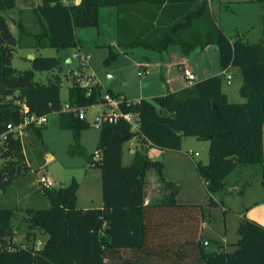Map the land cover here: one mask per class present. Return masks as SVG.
Segmentation results:
<instances>
[{"label":"trees","instance_id":"trees-1","mask_svg":"<svg viewBox=\"0 0 264 264\" xmlns=\"http://www.w3.org/2000/svg\"><path fill=\"white\" fill-rule=\"evenodd\" d=\"M41 2L32 9L34 29L18 21L20 34L16 37L2 12L16 9L18 0H0V136L7 134L0 149V157L6 160V167L0 170V191L9 185L6 176L10 178L25 161L22 139L18 133L9 132V125L17 127L26 117L58 113L60 127L71 131L76 151H80L82 133L91 128V123L65 112L64 106L90 108L101 104L106 93L119 97L110 90L105 93L99 84L83 86L75 78L68 103L63 105L60 77L48 84L35 80L36 72L58 69L59 58L35 57L33 68L21 72L12 67L18 47L35 51L78 48L76 29L97 28L102 7L119 9L117 44L121 48L144 47L164 53L178 45L189 55L216 46L222 71L235 68L240 72L239 93L246 102H229L222 90L224 76L218 75L176 93L122 105L124 113L134 116L136 129L125 119L105 122L96 148L101 160L94 162L95 154L87 157L89 165L102 172L103 208L77 207L76 180L67 187L43 190L51 207L28 209L26 219L31 230L28 238L32 231L49 236L41 249L18 245L13 225L17 210L0 209V264H264V226L243 218L236 249L228 252L225 245L204 238V206L177 203L180 188L165 181L162 161H153L146 151H137L130 165L123 164L125 145L137 137L170 151H181L185 137L207 140L209 162L196 163V170L210 205L216 204L214 195L224 189L238 166L264 165V39L250 43L229 38L216 24L209 0H80L76 5L64 0ZM142 9L152 10L156 16L161 12L159 27L150 33L132 34L127 29L132 24L130 11ZM167 11L174 13L169 23L161 19ZM111 49L105 66L118 58ZM213 103L219 109H214ZM43 128L32 123L25 129L41 135ZM150 171L169 193L146 205ZM203 242L217 249L210 251Z\"/></svg>","mask_w":264,"mask_h":264},{"label":"rangeland","instance_id":"rangeland-1","mask_svg":"<svg viewBox=\"0 0 264 264\" xmlns=\"http://www.w3.org/2000/svg\"><path fill=\"white\" fill-rule=\"evenodd\" d=\"M221 1V0H218ZM41 0H32L28 4L24 3V0H18V6L14 10L2 12V15L7 19L12 33L19 37V29L17 26L18 21H22L27 27L34 29V16L32 13L33 7L41 4ZM218 3L215 2V14L218 20H220L221 12L218 9ZM254 16V13H253ZM254 22V19H253ZM254 26V32L252 31L246 37V41L255 43V34L258 32L256 25ZM79 33H87L91 31V28H78ZM86 31V32H84ZM81 36V37H80ZM80 40L85 42L89 35L80 34ZM78 37V38H79ZM235 35H233V38ZM86 48L84 52L83 64L75 59L77 49H42L35 51L28 48H16L12 59V67L17 71L31 70L32 61L30 56L34 57H56L61 60V65L58 69L51 72H36L35 80L40 84H48L49 80L55 77L62 79L61 87V101L63 105L68 103L69 89L72 86L71 79L73 77L80 80L81 85L100 84L103 91L106 93L110 90L114 95L123 97L127 96L136 97L140 91H146V94H156L158 88L155 82H158L161 86L160 79L153 75H144V68L138 66L137 63L143 62L140 57L143 53L134 52L132 54L131 49L127 52L122 48L115 51L118 54L117 60H113L109 66H105L104 61L109 55L108 48H105L104 52L95 50V44L92 39L86 40ZM126 53V54H125ZM90 56V57H89ZM92 58V59H91ZM233 79V78H232ZM83 81V83H82ZM225 83H227L224 78ZM224 83V87L226 84ZM233 85H229L226 89L230 92L231 100H237L238 102H244L245 100L239 93V85H236L235 80H231ZM149 90H155L150 91ZM236 95L233 97L232 93ZM101 108L97 105L90 107L86 110V119L91 123V128L84 132V141L81 142L82 146L80 151H76L74 146V140L72 139V133L69 130L62 129L60 127V117L58 113L49 115L46 127L42 129L41 135L35 130L24 129L21 137L25 161L17 167L15 172L9 180V185L5 190L0 191V209H16V216L13 220V225L16 231L15 241L18 245L31 246L41 249L45 246L49 236L40 231H32L30 238L28 234L31 232L29 224L26 219L28 217V209L46 210L51 207L50 202L43 194V189L38 185V180L42 175H46L54 182V189L69 186L73 180H76L79 184V193L77 199V207L83 208H100L102 203V172L98 167L91 168L87 157L89 154H95L97 148L98 137L100 135V128L94 124V118L99 116ZM183 152L177 153L170 150L167 151L164 156L168 163L171 157L185 158L189 170L186 176L182 178L178 177L180 182V200L194 201L200 205H203L206 209L208 224V234H217L224 228V207L237 208L241 204H250L253 200H262L264 192V168L262 165L253 167L238 166L234 172H232L226 180V186L224 189L214 195V200L217 204L210 205V199L205 187L204 182L201 180L195 165L191 161L192 156L186 153V150L190 147H196L199 153L198 157H195L196 161L205 160L207 158L209 162V147L210 142L207 140H198L193 137H185ZM201 143V144H200ZM202 146L205 149H202ZM207 149V150H206ZM154 155V152L150 153V157L156 161L163 160L162 152ZM82 152H84L82 154ZM156 152V150H155ZM52 154L53 158L48 159V155ZM188 156V157H187ZM181 158V159H182ZM191 158V159H190ZM188 161V162H187ZM184 162V160H183ZM6 160L0 157V170L6 167ZM131 163L128 150H124L123 164L128 166ZM20 167V168H19ZM21 171V173H19ZM197 172V173H196ZM171 176V175H170ZM175 176V173H174ZM175 178V177H173ZM149 182V190L157 186V177L154 172H151L147 176ZM158 189V188H156ZM154 190V189H153ZM237 191L238 193H235ZM180 192L178 193V195ZM177 195V196H178ZM194 203V204H197ZM227 215V214H225ZM234 220L236 219L233 217ZM230 228L229 241L227 248L228 252H234V244L238 240L236 233L234 234L232 221L228 224ZM233 244V245H231ZM210 251H214L217 248L215 246H209Z\"/></svg>","mask_w":264,"mask_h":264},{"label":"crops","instance_id":"crops-1","mask_svg":"<svg viewBox=\"0 0 264 264\" xmlns=\"http://www.w3.org/2000/svg\"><path fill=\"white\" fill-rule=\"evenodd\" d=\"M32 0H24V3L28 4ZM218 2V9L221 12L220 20L217 19L215 14V2ZM67 4H79L80 0H66ZM209 7L210 11L212 13V16L214 17V20L216 24L220 27V29L229 37L233 38V35H235V38H243V40L246 41V37L252 33L254 30V26L257 24L258 32L255 34V40L256 42L260 39H264V3L259 4L255 3L253 0H209ZM132 12L131 16H129V19L131 20L132 24L127 27L129 29L130 33H139L144 34L150 33L151 29L152 31H155L157 27H159V24L157 21L159 20V16H161V12L159 11L158 16L152 12V10L149 9H142V11H130ZM254 13V16H253ZM174 13L173 11L169 12L167 11L165 17H161L165 21V23H169L173 20ZM119 18L120 13L118 7H102L99 11V26L97 28H91L87 31L86 34H88V37L86 40L92 39V42L95 44V50L104 52L105 48H108V52H110V49L115 52L119 50V52L122 50L121 47L118 46V34H119ZM254 19V22H253ZM152 25V27H151ZM167 27V26H165ZM80 29H76V38L80 42V46L77 49V56H81V64L85 62L84 60V50L86 48V40L85 42L80 40V34L83 36L86 35L85 33H79ZM86 32V31H84ZM254 32V31H253ZM80 36V37H79ZM79 37V38H78ZM125 52L129 51L131 49L132 54L134 52H140L143 53V56L140 57V59L143 60V62L137 63L138 66H142L144 68V75H150L151 72H153L154 76H157V79L161 80V83H164L163 86H161L158 82H155L157 85H155L158 88V92L156 94H146V91L141 90L139 95L136 97H130L128 99L127 96H124L122 98H125L130 101H141V100H151L153 98L163 96L169 93H176L179 92L187 87H191L184 79L183 77V70L184 68H188L192 71V73L196 77V82L203 81L207 78L221 75L222 69L220 67L219 62V52L216 46L210 45L207 48H205L202 51H195L192 52L189 55H185L182 52V49L180 46L175 45L171 46L167 51L164 53H157L155 51L149 50L144 47H136V48H129L125 49ZM126 54V53H125ZM90 57V56H89ZM92 59V58H91ZM231 74L233 75V79L236 82V85H239V90L242 86V78L241 74L238 71V69H231ZM75 77L71 79V83L74 82ZM222 86L223 92L227 95L229 102L231 103H244V102H238L237 100H231L230 98V92L226 89L229 85H233V83H225L226 86ZM100 85V84H99ZM155 91V90H149ZM232 93V92H231ZM233 97L236 98V95L232 93ZM244 99V98H243ZM245 100V99H244ZM246 102V100H245ZM48 122V121H47ZM46 127V124L43 126ZM87 131V130H86ZM85 132V131H84ZM84 132L82 133L81 142L84 141ZM100 135L98 137L99 142ZM97 142V144H98ZM201 144V143H200ZM183 146H184V140L182 144V150L176 151L177 153L183 152ZM128 150V154L130 156V161L132 162L134 155L137 153V151H146L147 155L150 157V153L154 152V155H157L159 152L157 150L161 151L158 148L153 147L150 143L146 142L143 138L137 137L133 139L132 141L128 142L124 150ZM202 149H205V147L202 146ZM156 150V152H155ZM207 150V149H206ZM198 153L196 150V147L188 148L186 150V153L188 152ZM163 154V176L165 181L174 183L179 188L180 182L177 180L178 177L182 178V176L187 175V171L189 170L186 159L179 158L176 156L175 158L171 157L169 160V167L168 163L166 161V158L164 154L167 151H161ZM174 152V151H172ZM25 154V153H24ZM199 156V153H198ZM198 156H192L191 161L195 165L196 163L200 162L203 164H207L208 161L207 158H204L205 160L196 161L195 157ZM124 157V152H123ZM188 157V156H187ZM200 157V156H199ZM53 155H48V159H52ZM151 160H154L150 157ZM184 160V162H183ZM188 162V161H187ZM131 164V163H130ZM129 164V165H130ZM91 168L93 166L90 165ZM264 168V165H262ZM154 172L150 171L149 173ZM148 173V174H149ZM175 173V176H174ZM197 173V172H196ZM155 174V172H154ZM198 174V173H197ZM156 175V174H155ZM171 175V176H170ZM157 177V175H156ZM175 177V178H173ZM158 180V177H157ZM202 180V179H201ZM148 182V180H147ZM158 188H153L152 191L149 190V182L147 184L146 188V198H145V204L146 205H152L153 203L157 202L158 200L163 199L168 193L169 190H167L162 183L158 180L157 183H154ZM181 190V189H180ZM235 193H238L237 191H234ZM79 193V191H78ZM262 200H253L250 204L245 203L241 204L240 207L237 208H228L224 207V228L222 231H219L217 234H208V224L205 222L207 220L206 215V207L205 209V215H204V221L202 226V232L203 236L207 240H211L220 244L225 245V249L230 246L228 244L229 241V233L230 228L228 224L230 223V220L232 221L233 231L234 234L236 233L237 238V230L239 227V224L243 218L252 220L257 222L258 224L264 226V192ZM180 194L177 196V203L180 205H200L197 202L194 201H182L180 200ZM78 199V197H77ZM214 199V197H213ZM214 202L217 204V202L214 200ZM197 203V204H194ZM203 206V205H202ZM103 208V199L101 203L100 208L95 209H101ZM84 210L87 209H93V208H83ZM227 214V215H225ZM235 217L236 219L234 220ZM238 241V240H237ZM237 241L235 243H237ZM233 245V244H231Z\"/></svg>","mask_w":264,"mask_h":264},{"label":"built area","instance_id":"built-area-1","mask_svg":"<svg viewBox=\"0 0 264 264\" xmlns=\"http://www.w3.org/2000/svg\"><path fill=\"white\" fill-rule=\"evenodd\" d=\"M64 1L66 2V0H64ZM230 71H231V68H228V69L223 70L221 72V75L224 76V78L226 79L228 84L231 83V80L233 78V75L231 74ZM183 77H184V79H186V81H188V83L190 85H192L196 82L195 75L188 68H184ZM77 81L79 82L80 80H77ZM82 83H83V81H82ZM83 86H88V84L83 85ZM137 102H139V101H130V100H127V99L122 98V97L115 98L108 93L104 94L103 102L101 104L97 105L101 108V113L99 116H96L94 118L95 126L98 128H101L105 122L117 123L118 120L125 119L128 122L132 123L133 129L135 130L137 126L135 123L134 116L131 114H128V113H124L121 106L124 104L129 106V105L137 103ZM87 109L88 108L78 109L75 107H71L68 104L65 105L63 108V110L65 112L74 113L75 116L79 117L80 119H86L85 113H86ZM25 110H26V107L23 106V111L25 112ZM48 117H49L48 115L42 116V117H36V116L26 117L23 124H21L17 127L9 125V132L18 133L19 136L22 137L23 130L26 128V126H28L29 124H32V123L37 125V126H44L48 121ZM6 140H7V134L6 133L0 136V149ZM187 154L189 156H198V153H193L191 151L188 152ZM100 160H101V154L96 151L95 156L93 158V161L97 162ZM93 167H94V165H93ZM38 185L43 190L54 188V182L49 177H47L46 175H42L40 177V179L38 180Z\"/></svg>","mask_w":264,"mask_h":264},{"label":"water","instance_id":"water-1","mask_svg":"<svg viewBox=\"0 0 264 264\" xmlns=\"http://www.w3.org/2000/svg\"><path fill=\"white\" fill-rule=\"evenodd\" d=\"M29 59L31 61H33L35 59V57L34 56H30ZM75 59L79 62V64H81V56H77V57H75ZM213 105H214V109H216V110L219 109V106H217L215 103H213ZM233 159L236 161L237 157H234ZM161 161H162V159H161ZM203 246L204 247H209L210 243L209 242H203Z\"/></svg>","mask_w":264,"mask_h":264}]
</instances>
